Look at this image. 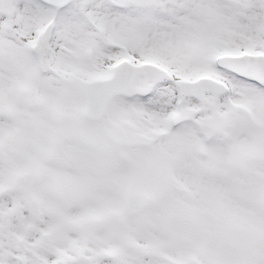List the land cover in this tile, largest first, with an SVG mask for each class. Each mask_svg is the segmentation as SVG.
Returning a JSON list of instances; mask_svg holds the SVG:
<instances>
[{
	"label": "snow or ice",
	"instance_id": "obj_1",
	"mask_svg": "<svg viewBox=\"0 0 264 264\" xmlns=\"http://www.w3.org/2000/svg\"><path fill=\"white\" fill-rule=\"evenodd\" d=\"M0 264H264V0H0Z\"/></svg>",
	"mask_w": 264,
	"mask_h": 264
}]
</instances>
